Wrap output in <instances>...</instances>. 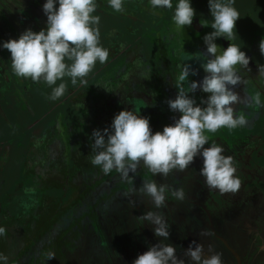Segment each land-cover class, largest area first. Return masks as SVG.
Wrapping results in <instances>:
<instances>
[{
    "label": "flooded vegetation",
    "instance_id": "af4514ba",
    "mask_svg": "<svg viewBox=\"0 0 264 264\" xmlns=\"http://www.w3.org/2000/svg\"><path fill=\"white\" fill-rule=\"evenodd\" d=\"M43 1L45 2L41 0L42 3ZM96 3V13L93 15L100 17L97 25L100 33L104 27L102 22L110 21V29H116L113 25L116 22L111 21V16L115 13H133L137 24L140 23L141 26L142 17L147 16L154 22L153 27H146L140 32L132 28L133 35L137 34L138 37L130 43L121 41L118 33L106 36L107 44H104L103 38L100 39V44L109 50L108 60L104 63L107 65L87 77L89 83L75 92L70 102V111L60 110L52 103V113L43 120L46 121L44 129L49 131L45 140H42V145L34 143L36 150L31 152L29 142L32 136H27L28 140L26 137L25 152L20 151L15 162L13 161L19 172L9 183L14 194L3 192L4 199L13 198L15 203L10 207L11 213L5 217L7 223L0 224V227L5 228V233H13L14 240L16 237L19 240V248L8 257V264H26L27 260L28 264H72L78 261L82 264H108L113 259L117 261L114 264H132L134 256L130 255L131 252L123 253L117 227L126 224L125 234L119 228L126 237L125 246L130 244L138 247L140 243H146L145 239H150L151 235L147 237V234L152 226L147 222L142 223L137 217L152 210L164 215L167 221L168 215L171 216L178 208H186L193 202L190 198L197 196V199H202L200 207L205 211L207 220H210L211 210L214 211L213 215L220 211L224 217L221 219L220 233L217 228L213 229L211 220L208 223V229L213 233L209 237L210 241L200 233L189 235L182 240L183 248L187 249L195 240L203 245V256L221 253L222 264H264V76L258 74V66L264 65V56L260 54L258 47L261 37H264V0H234L233 6L237 9L239 18L235 22L232 41L223 36L215 40L221 50L230 43L237 44L250 58L248 68L237 66L241 83L234 86L233 90L239 94L241 101L232 105L246 115L247 125L236 129L223 128V134H220L224 155L232 157L235 175L241 181L238 191L222 194L204 185L202 191L197 190L195 177H202L199 174L202 160L195 158L184 171L173 170L174 173L167 176H152L142 164L134 174L129 173L128 178H122L113 169L110 173L116 172L117 183L111 180L109 185L99 186L107 190L105 196H102L101 189L95 190V196L91 197L93 188L89 185V180H81V176L87 170L90 171L88 175L93 176L100 171L98 166L90 163V145L94 142L91 138L92 131L109 127L113 116L121 110L139 111L140 115L148 117L153 132L162 130L163 121L167 124L174 123L179 113L170 111L167 101L175 99L177 95V65L190 64L197 75H190L189 80L200 81L205 75L200 67L204 59L201 55L208 56L203 37L213 31L207 0H191L196 14L191 25L181 29H177L172 22L173 9L154 12L149 9L148 0H124L123 12H114L108 7L107 0H97ZM172 3L174 7L176 0H172ZM205 22L209 26H205ZM45 26L46 24L42 25L40 30ZM5 75L9 83L12 81L9 73L4 74L0 78L2 85L5 84ZM42 83L35 82L39 86H35L33 90L41 89ZM84 88L88 90L83 91ZM1 90L2 87L0 99L8 101V94L2 95ZM11 92L15 94L13 89ZM25 93L34 100L38 98L33 92L31 94L26 90ZM257 94L261 105L252 103L251 106H246L245 102ZM192 95L199 103L208 94L198 88ZM19 97L16 96L15 99L18 108L31 114L34 120L33 106L29 105V108L27 102H23L25 98ZM45 102L41 99L32 104L40 103L45 106ZM21 136L22 134H18L17 140ZM22 145L24 146L16 142L18 150ZM31 153L34 154L33 158L30 157ZM29 161L34 167L28 165ZM102 174L104 173L101 172ZM145 180H155L158 185H166L169 189L165 196V206L161 209H155L151 199L139 191ZM1 181L3 180L0 179L2 190L7 184L2 187ZM82 183L86 186H82ZM183 183L185 186L187 184L186 188L182 186ZM181 187L185 188V198L178 200L171 193ZM119 189L126 193L122 201H117L118 196L123 195ZM56 190H61L64 196L46 194V191ZM15 192L20 194L16 196ZM23 195L25 201L21 200ZM72 208L77 212L73 213ZM104 211H108V214L101 216L100 213ZM62 212L66 214V225L62 224ZM24 214L27 216L29 229L22 226ZM196 218L205 225L204 221ZM109 225L113 228L112 237L120 244L121 256L108 248L111 242L107 232ZM15 232L17 233L14 234ZM62 243L72 247L73 252L67 250ZM74 245L77 247H73ZM55 249L57 253L51 254L50 251ZM176 255L178 258H185L184 252L177 253L176 250ZM49 256L53 257L49 259Z\"/></svg>",
    "mask_w": 264,
    "mask_h": 264
},
{
    "label": "clouds",
    "instance_id": "9594fccd",
    "mask_svg": "<svg viewBox=\"0 0 264 264\" xmlns=\"http://www.w3.org/2000/svg\"><path fill=\"white\" fill-rule=\"evenodd\" d=\"M207 2L213 31L203 37L208 56L201 55L204 59L200 67L205 75L200 81L189 80V76L197 75V71L188 63L177 65V95L167 104L170 111L179 113V117L174 119V123L164 125L161 131L153 132L149 118L135 110H121L113 116L109 127L94 129L90 163L98 166L105 175L115 169L122 178H128L129 173L134 174L142 164L152 176H167L173 170L184 171L195 158H201L199 174L208 189L223 194L235 193L240 188L241 181L235 175L232 157L225 156L223 146L210 142L205 133L247 125L246 115L232 105L241 101L233 90L241 83L237 66L248 68L250 58L235 43H230L223 50L215 43L221 36L232 41L235 22L239 18L233 6L234 0ZM107 5L114 12L125 11L124 0H107ZM148 7L154 12L173 9L171 19L177 29L191 25L196 14L191 0H176L174 7L172 0H148ZM96 8V0H45L42 4L46 16L44 28L38 32L25 29L15 39L0 41V48L10 53L15 75L46 83L51 87L47 97L50 101L64 95L65 77L70 78L73 85L78 78L83 83V78L97 61L104 64L109 57V50L100 44L97 27L100 17L93 15ZM19 10L22 11V7ZM203 24L209 26L207 22ZM258 47L264 56V37H261ZM258 74L264 76V65L258 66ZM57 81L61 82L57 84ZM198 88L208 94L199 103L192 95ZM245 103L246 106L252 103L260 106L259 94ZM139 191L151 199L155 209H161L165 206L169 189L166 185H158L155 180H145ZM171 194L178 200L185 198L182 188L172 190ZM137 219L153 226L154 235L162 239L138 254L132 264H185V259L177 257L176 248L163 242L168 240L169 226L162 214L149 210ZM5 231L0 227V237L5 235ZM200 235L210 237L213 233L206 229ZM202 253L203 245L195 240L184 250L188 264H222L221 253L215 252L207 257ZM0 264H8V257L3 253H0Z\"/></svg>",
    "mask_w": 264,
    "mask_h": 264
},
{
    "label": "rangeland",
    "instance_id": "374dc122",
    "mask_svg": "<svg viewBox=\"0 0 264 264\" xmlns=\"http://www.w3.org/2000/svg\"><path fill=\"white\" fill-rule=\"evenodd\" d=\"M94 13H96V11ZM131 14L132 15H117L115 13L114 15H112L111 16V21L116 22V24H113L114 26H116V29H114V30L110 29V27H111L110 21L102 22V24H104V27H103V32L100 33V39L102 40V38H103L104 44H107L105 42L106 41V39H105L106 36H108V35H116L117 33L120 34L119 39L121 41H127L128 43H130L132 41V39H136L138 37V36H136L137 34L133 35L134 31H132V28H135L137 30V32H140L139 30L144 29L146 27L150 28V29L153 27V23L154 22L149 17H147V16H145L144 18L142 17V19H141L142 26H141L140 23L137 24L136 16H134L133 13H131ZM66 62L70 63V61H66ZM106 65H107V63L102 65V64H100L97 61V63L93 67L92 71L89 72L88 75L83 78V80H84L83 83H81L80 79L78 78L77 79V83L75 85H73L71 83L70 78L65 77L64 80H63V82L66 84L65 93H64V95L62 97H60L59 99H57L55 101H50V100H48L46 98L48 93L50 94V92H51V87L48 86L47 84L44 85L42 83L41 84V89L32 90L33 94L38 97L34 101H38L39 102L42 99V100H44L46 102H45V106L41 105L40 108H37L38 116H37L36 119L32 120V119H30V116L27 117L26 122L23 124V127L26 126V128H24L22 130L23 132H21L22 136L19 138V143L24 141V139L22 137H27V136L30 135L29 134L30 127H32L34 129V131H36L38 129L36 127V123L38 121H40V119L42 117H43V119H46L52 113V108H51L52 107V103H54L55 106H58L60 108V110H65L67 112L70 111V109H71L70 102H71V100H73V95L75 94V92H78L82 88V86H85V85L87 86L88 85V83H89L88 82L89 80H87L88 76L91 77L94 74L95 71H98V70L104 68ZM60 82L61 81H57V84H59ZM87 90H88V88H84L83 89V91H87ZM21 109H22V107H21ZM49 118H48V120H49ZM48 120H47V122H48ZM45 123H46V121L43 123V128L45 126ZM166 124L167 123L165 121H163L162 124H161V127L163 128V126L166 125ZM20 129H21V127L18 126V129L16 131H18ZM222 131H223V128H220L215 133H207L208 136L211 137L210 142L211 141H215L217 144L223 146V141H222V138L220 137V134H223ZM28 139H29V137H27V140ZM27 140L25 141V143L27 142ZM78 148L79 147H77V149ZM99 170H100V168H99ZM89 172H90L89 170L85 171V175L87 177H85V175L82 174L81 180H83V179L89 180V182H90L89 185H91V187L93 188V190L91 192V197L95 196V194H96L95 190L101 191L102 188H100L99 186L109 185L110 184L109 182L111 180H113L114 183H117V174H115L116 173L115 171L110 173V174H108L105 177L103 176L105 174L101 175V172H102L101 170L98 171V174H96L94 176L93 175H88ZM172 173H174V172H172ZM113 174H115V175H113ZM188 176H189V174H188ZM195 178H196L195 180H197V186H195V188H197V190H201L202 191L203 185L205 186L203 177H199V178L195 177ZM102 179H104V180H102ZM81 185L82 186H86L85 183H82ZM182 186H185V184L183 183ZM186 186H187V184H186ZM186 186H185V188H186ZM185 188L183 187V190ZM57 189H58V187H57ZM119 190H120L119 192L123 193V195L118 196V198H117L118 200L117 201H122L123 200L122 197L125 196L126 193L123 190H121V189H119ZM189 190L193 191V189H189ZM101 192H102V196H105L107 190L104 188V189H102ZM49 194L51 196H53V195L60 196V197L64 196V194L61 192V190H56L54 192L49 191ZM190 197H191V195H190ZM197 198H198V196H197ZM197 198H195V197L194 198H190L191 200H193V202L189 203L186 208H184V207L181 208V209L178 208V209L175 210V212L171 213V216L170 215L167 216L168 219H169V220L166 221V223L169 226V228H168L169 237H168V240H164L163 242L166 243V244L167 243L172 244L176 248L177 253H181V252H184V250H186V249L183 248V245H182V240L185 237H187L189 235L194 236L197 233H201L202 230L208 229V223L211 220H212L211 226L213 227V229L217 228L218 232L220 233V225H221V221H222L221 219L224 218V217H222V215L220 214V211L215 212L216 215H213L212 212H214V211L209 209V210H211V216H210V220H207V215H206L205 211L200 207V204H202L201 203L202 199L200 200V199H197ZM77 209H80V208H77ZM71 210H72L73 213L77 212V210H74L73 208ZM142 211H144V210H142ZM106 212H108V211H106ZM106 212L105 211L101 212L100 213L101 216L107 215L108 213H106ZM65 215L66 214L62 212V217H61L62 219L61 220L63 222L62 223L63 225L67 224V223H65L67 221ZM132 216H135V215L132 214ZM165 217H166V215H165ZM196 217H198L201 221H204L205 225L201 224V222ZM130 221H131V219L127 222V225L130 223ZM152 227H151L150 233L147 234V237L149 235H151V237H149L150 239H148V241H147L144 238L146 243H143L144 242L143 241L142 242L143 244L140 243L138 247H133L130 244L125 246V243H124L126 237H124L125 235H122V234H125L126 231H127L126 230V224H124V223L121 224V227L119 225L117 227L116 231H117V236L119 237L120 242L123 245L122 246L123 253L125 252L124 254H126L127 252H131L130 255H133L134 259H135L138 254H142L143 252L147 251L148 245L151 246V245L157 244L159 242V240L162 239V238L157 237V236L154 235V233L152 231ZM119 228L121 229L122 234H121ZM133 231L136 232L135 229ZM107 232H108L110 240H111V242L109 241L110 243L108 245V248L110 249L111 252H114L115 254H118V256L119 255L121 256L120 248H119L120 244H118V242L112 237L113 228H111L110 225L107 228ZM188 232H190V234H188ZM16 233L17 232H15L14 234H16ZM19 237L21 238V235H19ZM202 237L204 239H207L208 242L210 241L209 236H202ZM210 237H212V236H210ZM74 238L76 240V236ZM3 240H4L3 243L0 245V253H4L7 257H10V256H12L15 253L16 250H18V248H19V240H18L17 237H16V240L13 239V233H11L9 237L5 236ZM62 244H64V243H62ZM63 246L67 250H72L73 249L72 247L67 246V243H65ZM73 247H77V246L74 245ZM131 250H133V252ZM50 252H51V254L57 253L56 249L53 250V251H50ZM72 252H73V250H72ZM184 259H185V264H188V258L185 257ZM114 263H117V261L113 259V261L109 262L108 264H114ZM26 264H28V260H27ZM72 264H82V263L81 262L79 263V261H78V262H73Z\"/></svg>",
    "mask_w": 264,
    "mask_h": 264
},
{
    "label": "crops",
    "instance_id": "0c3cea01",
    "mask_svg": "<svg viewBox=\"0 0 264 264\" xmlns=\"http://www.w3.org/2000/svg\"><path fill=\"white\" fill-rule=\"evenodd\" d=\"M24 1V0H22ZM0 2L2 3V9L0 6V12H7V15L10 17L11 12H14V8L16 7V4L19 3V0H0ZM29 3L31 4L32 7H36V5L39 3L38 0H29ZM38 7H40V3L38 5ZM42 8V7H41ZM3 10V11H1ZM35 11V16L37 17L38 15H40V8L37 9V11L34 9ZM42 11V9H41ZM43 13V12H42ZM43 15V14H42ZM3 16H1L0 14V21H4L2 20ZM4 19V18H3ZM26 19H24L25 21ZM27 28L29 29H33V27L31 26H27ZM1 29V27H0ZM26 29V27H22V26H18V30L17 32L14 33V36L18 37L24 30ZM21 32V33H20ZM4 74H7V72L5 73L4 71L1 72L0 74V78L2 79V76ZM23 97L25 98L23 100V102H27L26 105L27 106H33L34 108V118L36 119L38 116V111L37 108L41 107V104H32L33 103V98L30 96H27V94L25 92H23ZM29 103V104H28ZM29 106V108H31ZM30 116V119H32L31 114H28L25 110H19L17 107V102L15 100V98H10L8 99V101L6 100L3 101L2 99H0V179L3 180L1 181V185L2 187H5L7 184V187L2 191L0 188V224H6L7 222L5 221V217H8V213H11L10 207L11 205H13L15 203L13 198H7L4 199L3 196V192H11L14 194L13 191H11L12 189H10L11 187L9 186V183L11 182L12 179H15L17 177V175H19L18 169H17V165L14 166V162L16 160V157L18 156V153L21 152H25L26 150V146H25V141H26V137H22L24 139V141L21 142V144H24V146L22 145L20 147V149L18 150L16 148V142L19 143V139L18 138V134H21V132H23L22 130L24 128H26V126L23 127V124L26 122L27 117ZM40 117V116H39ZM43 117L40 119V121H38L36 123V127L38 128L36 131H34V129H32V127H30L29 131L31 130V132L29 133L32 137L30 139L29 142V146H31V152L32 150H36V148L33 146L34 143H41V145L44 143V141L42 142V140H45V135L48 133L49 130H45L43 128ZM18 126L21 127L20 130L16 131L18 129ZM45 127V126H44ZM43 133H45L43 135ZM31 158L34 157V154L31 153L30 155ZM28 157H27V161H28ZM14 161V162H13ZM28 165L33 166L34 165L29 161ZM38 166V164L36 165ZM7 189H10V191H8ZM16 196L20 193L15 192ZM23 194V193H22ZM46 194L49 195V191H46ZM15 196V197H16ZM5 200V202L3 203V201ZM21 200L25 201V195L21 196ZM26 212V211H24ZM22 226L24 229H29L28 224H27V216L26 214H24V216L22 217L21 220ZM6 232V231H5ZM11 234V232H7L5 233V235L2 237V239L0 240V245L3 243V239L5 236L9 237Z\"/></svg>",
    "mask_w": 264,
    "mask_h": 264
},
{
    "label": "water",
    "instance_id": "95a60500",
    "mask_svg": "<svg viewBox=\"0 0 264 264\" xmlns=\"http://www.w3.org/2000/svg\"><path fill=\"white\" fill-rule=\"evenodd\" d=\"M38 1L40 3V7H38L39 3L36 5V7H32L29 3V0H20V3L16 4L14 12H11L10 17L7 15L6 11L3 13L0 12L1 16H3L4 18H2V20L4 21H0V41H7L10 38L15 39L16 36H14V33L19 31L18 26H24L26 27V29H28L27 26L29 25L30 27H33V30L35 32H38L40 30V27L46 24V16L44 15V13H42L43 11H41L42 2L41 0ZM0 6L2 9L1 2ZM21 7L23 9L22 11L19 10ZM38 8H40V15L36 17L34 14V9L37 11ZM24 19L26 20L24 21ZM3 71L5 73L7 72V74L9 73L12 77V81L11 83H9L8 78L5 75L4 85H2V80L0 79V87H2L1 93L4 96L8 94L7 96L10 98L12 97L16 99V96H20L19 98H22L23 92L27 90L29 93L32 94V90L34 89V87L39 86L35 84V82H33L30 78L17 77L11 68V59L9 51L7 49L0 48V74ZM23 85L25 88L23 87ZM3 86H7V88H3ZM12 89L14 90L15 94L11 92Z\"/></svg>",
    "mask_w": 264,
    "mask_h": 264
}]
</instances>
